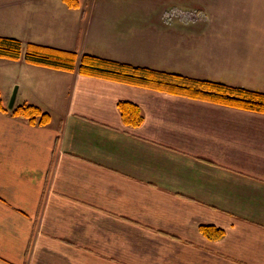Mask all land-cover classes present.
<instances>
[{
    "label": "crops",
    "instance_id": "crops-1",
    "mask_svg": "<svg viewBox=\"0 0 264 264\" xmlns=\"http://www.w3.org/2000/svg\"><path fill=\"white\" fill-rule=\"evenodd\" d=\"M97 10L0 0V35L264 92L248 38L235 49L156 22L144 37L122 10ZM0 98V264H264V114L23 57L0 58ZM126 100L141 125H125ZM22 104L50 120L15 116ZM202 224L226 234L210 240Z\"/></svg>",
    "mask_w": 264,
    "mask_h": 264
},
{
    "label": "trees",
    "instance_id": "trees-1",
    "mask_svg": "<svg viewBox=\"0 0 264 264\" xmlns=\"http://www.w3.org/2000/svg\"><path fill=\"white\" fill-rule=\"evenodd\" d=\"M64 2L71 8L81 5L79 0H64ZM22 57L29 64L45 66L53 70L78 71L87 77L150 88L159 92L178 94L264 114V92L260 90L110 60L91 53L80 55L78 51L63 50L31 41L25 43L19 38L0 35V58L18 61ZM118 108L126 126L136 127L143 123V114L139 105L126 100L120 101ZM0 110H5L1 98ZM12 113L17 117L27 119L31 124L44 125L51 118L47 111H42L34 104H22ZM200 232L213 241L223 238L226 234L223 228L215 224H202Z\"/></svg>",
    "mask_w": 264,
    "mask_h": 264
},
{
    "label": "rangeland",
    "instance_id": "rangeland-1",
    "mask_svg": "<svg viewBox=\"0 0 264 264\" xmlns=\"http://www.w3.org/2000/svg\"><path fill=\"white\" fill-rule=\"evenodd\" d=\"M79 1L86 11L93 7L98 10H106L112 7L113 9L122 10L119 12L124 13L123 19L125 22H137L138 26L142 28V35L144 37H147L145 30L146 27L151 26L155 22L156 24L154 27H157V30L159 27L163 32L164 30L168 31L172 28L176 29V32L173 35L178 38H181L184 33H205L208 31L209 33H219L222 37L227 39L235 49L243 45L239 43L242 39L248 38L245 39L249 40L246 44L253 45L251 48L252 51L257 50L258 56L256 58H264V55L261 54L264 50V48H262L264 46V0ZM195 7L199 8L201 12L197 10L192 11ZM59 14L60 16L62 15L60 12ZM197 16L200 20H198L200 23L198 25H192L191 22H181L188 21L185 19H188L189 17L195 18ZM161 23H167L168 25L165 24L164 26L166 27H163ZM150 31L152 33L153 30ZM236 31L246 32H242L241 34L233 33ZM184 51H186L185 47L179 49L181 54H183ZM250 61L254 62V57L250 58ZM165 62L166 60H161V64ZM255 63L257 64L258 61L254 62L251 68H253ZM168 69L172 71L173 67H169ZM177 69H179V66ZM256 80L259 81L258 78H256Z\"/></svg>",
    "mask_w": 264,
    "mask_h": 264
},
{
    "label": "water",
    "instance_id": "water-1",
    "mask_svg": "<svg viewBox=\"0 0 264 264\" xmlns=\"http://www.w3.org/2000/svg\"><path fill=\"white\" fill-rule=\"evenodd\" d=\"M15 90L13 91V94H12V96L10 97V102H9V104H8V107L9 108H13V106H14V104H15V98H16V94H17V89H16V87L14 88Z\"/></svg>",
    "mask_w": 264,
    "mask_h": 264
}]
</instances>
